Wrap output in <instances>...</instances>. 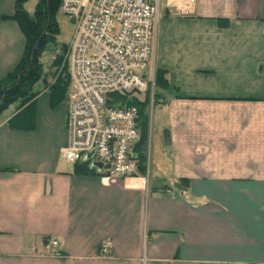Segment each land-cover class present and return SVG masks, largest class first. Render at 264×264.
Here are the masks:
<instances>
[{
  "label": "crops",
  "instance_id": "crops-1",
  "mask_svg": "<svg viewBox=\"0 0 264 264\" xmlns=\"http://www.w3.org/2000/svg\"><path fill=\"white\" fill-rule=\"evenodd\" d=\"M16 1L0 0V17ZM163 13L154 61L169 87L156 106L170 145L156 141L146 180L63 166L67 102L52 105L49 90L31 129L9 125L14 107L0 115V264H264V0ZM24 47L18 25L0 20V81Z\"/></svg>",
  "mask_w": 264,
  "mask_h": 264
},
{
  "label": "built area",
  "instance_id": "built-area-1",
  "mask_svg": "<svg viewBox=\"0 0 264 264\" xmlns=\"http://www.w3.org/2000/svg\"><path fill=\"white\" fill-rule=\"evenodd\" d=\"M197 0H61L59 12L75 25L68 43L70 75L61 149L69 164H85L104 180H146L140 171L138 108L155 94L154 42L165 8L192 15ZM143 151V150H142ZM97 165H101L100 169ZM56 241L45 244L56 255ZM112 243L100 247L109 254Z\"/></svg>",
  "mask_w": 264,
  "mask_h": 264
},
{
  "label": "trees",
  "instance_id": "trees-1",
  "mask_svg": "<svg viewBox=\"0 0 264 264\" xmlns=\"http://www.w3.org/2000/svg\"><path fill=\"white\" fill-rule=\"evenodd\" d=\"M29 0H17L15 10L11 16H2L0 20L14 21L25 38L23 55L7 77L0 81V115L14 107L9 125L15 129H31L34 123L35 101L45 90H49L52 105L68 101L70 75L67 63L68 43L57 40L60 29L56 21L61 0H38L33 15L24 9ZM53 57L54 71L48 73L42 63L43 53L49 51ZM52 81L54 82L52 84ZM39 84L43 87L39 88ZM169 87L166 72L156 70L154 104H158L157 89ZM133 105L138 108V128L140 141L138 143L140 171L144 172V145L148 133L149 96L143 101L134 100ZM143 150V151H142ZM75 173L79 175H95L85 164H74ZM184 183V182H181Z\"/></svg>",
  "mask_w": 264,
  "mask_h": 264
},
{
  "label": "rangeland",
  "instance_id": "rangeland-1",
  "mask_svg": "<svg viewBox=\"0 0 264 264\" xmlns=\"http://www.w3.org/2000/svg\"><path fill=\"white\" fill-rule=\"evenodd\" d=\"M36 3H37V0H32L26 5L25 9L28 14L33 15ZM161 13L162 15H164L163 11ZM56 21L60 29V34L57 37V40L61 43H69L74 33V29H75L74 23L69 18L62 15L59 11L57 12V15H56ZM41 60L44 65L45 71L48 73H52L55 68L52 67L53 57L51 55L50 50L43 53ZM53 83L54 82L52 81V84ZM38 87L41 88L43 87V85L39 84ZM156 105L157 104H154V102H153V105L149 102V105L147 107L148 133L146 136V143L144 145L145 159L146 157L147 158L149 157V154H152V151L154 153V150H156L155 146L157 145V142L161 150L166 149V147L164 146L161 140L162 138L161 134L163 133V130H164V123L166 121V116H165V112L159 109ZM11 111H12V108L8 109L5 114H10ZM60 162L65 167H68V168L74 167V164L67 163L62 157H60ZM161 182L162 180L160 176L154 177V179L152 180V183L154 185H158Z\"/></svg>",
  "mask_w": 264,
  "mask_h": 264
},
{
  "label": "water",
  "instance_id": "water-1",
  "mask_svg": "<svg viewBox=\"0 0 264 264\" xmlns=\"http://www.w3.org/2000/svg\"><path fill=\"white\" fill-rule=\"evenodd\" d=\"M165 15L168 16L169 15V9L165 8ZM162 138H163V144L165 146H169L170 145V134H169V130L167 128H164L163 133H162ZM101 165H97V168L100 169ZM174 188L179 190V191H184L183 188L181 187L180 184L175 183L174 184Z\"/></svg>",
  "mask_w": 264,
  "mask_h": 264
}]
</instances>
